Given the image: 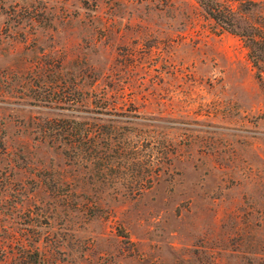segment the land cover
Here are the masks:
<instances>
[{
	"label": "rangeland",
	"instance_id": "rangeland-1",
	"mask_svg": "<svg viewBox=\"0 0 264 264\" xmlns=\"http://www.w3.org/2000/svg\"><path fill=\"white\" fill-rule=\"evenodd\" d=\"M35 253L264 264V66L197 0H0V264Z\"/></svg>",
	"mask_w": 264,
	"mask_h": 264
},
{
	"label": "trees",
	"instance_id": "trees-1",
	"mask_svg": "<svg viewBox=\"0 0 264 264\" xmlns=\"http://www.w3.org/2000/svg\"><path fill=\"white\" fill-rule=\"evenodd\" d=\"M197 2L205 14L221 29L236 33L243 38L254 66L258 69L264 66V25L259 23L241 25L235 17V11L223 0H197ZM34 256L31 259L32 264H47L44 260L37 259L36 253Z\"/></svg>",
	"mask_w": 264,
	"mask_h": 264
}]
</instances>
